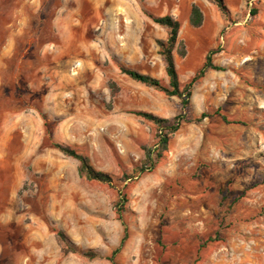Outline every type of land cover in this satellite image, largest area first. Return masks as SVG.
Here are the masks:
<instances>
[{
    "label": "rangeland",
    "instance_id": "374dc122",
    "mask_svg": "<svg viewBox=\"0 0 264 264\" xmlns=\"http://www.w3.org/2000/svg\"><path fill=\"white\" fill-rule=\"evenodd\" d=\"M223 2L0 0V264H113L125 231L116 264H264V0ZM150 15L180 24L181 86L211 51L223 70L197 81L185 111L208 117L182 122L156 168L132 177L160 132L138 112H182L121 70L168 86V33Z\"/></svg>",
    "mask_w": 264,
    "mask_h": 264
},
{
    "label": "trees",
    "instance_id": "16d2710c",
    "mask_svg": "<svg viewBox=\"0 0 264 264\" xmlns=\"http://www.w3.org/2000/svg\"><path fill=\"white\" fill-rule=\"evenodd\" d=\"M209 1L216 4L221 10L225 9L223 0H209ZM255 13L256 11L253 10L252 14H255ZM150 18L156 24L165 28L168 33L166 41L157 42L160 47V54L164 61L165 72L169 79L168 86H164L163 84H161V82L158 79L154 77L139 73L135 70L125 68L123 66L121 67V70L123 73H125L126 75H128L130 78H132L133 80L137 82H140L146 86L158 89L166 93L169 96H176L179 99L182 112L179 114V116H176L172 119L158 118L157 116H154L150 113L138 112V114L153 121L158 126V128H160V132L156 134V143L154 144V146L150 149H146L145 158L140 164V166L135 168L134 174L132 177L137 176L138 174H141L147 171H151L156 168L158 163L162 159H164L166 156L171 135L177 131V129L179 128V125L182 122L200 121L208 117V114L203 112L197 118H192V119L187 118V113L185 111L191 106V96H192V92H193L194 86L197 83V81L203 78L209 69L223 70L222 66L215 65L212 63L211 55L215 53V51H211L210 53L206 55L201 68L193 75L191 80L187 82L185 85L181 86L178 73H177V69L175 66V60H174V54H173L174 49L176 48L177 45H179L180 48L178 49V55L182 58L185 57L186 55V51H185L183 44L178 41L180 24L177 20H175L170 15H164V16L150 15ZM189 22L193 27H196V28L202 25L203 13L200 10V8L195 4L191 6ZM216 114H218L227 123H241L238 121H230L226 118V116L218 112ZM55 147L59 151H61L64 155L73 157L76 160H78L79 161V172L81 175H83L87 179L95 180L101 183H106L108 185H113L112 178L104 172L94 170L91 167L88 158L83 153L67 145H63V144L56 143ZM125 201H126L125 195L120 194L119 203L123 204ZM57 238L60 243L66 242L65 235L63 234V232L59 231L57 233ZM126 238H127V231L124 232V235L120 241L119 246L115 250L112 251L111 256L108 258L113 264H116L114 257L120 251ZM88 256L94 257V255L92 254H89Z\"/></svg>",
    "mask_w": 264,
    "mask_h": 264
}]
</instances>
